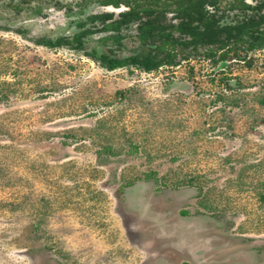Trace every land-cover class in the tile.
I'll return each instance as SVG.
<instances>
[{"label":"rangeland","instance_id":"374dc122","mask_svg":"<svg viewBox=\"0 0 264 264\" xmlns=\"http://www.w3.org/2000/svg\"><path fill=\"white\" fill-rule=\"evenodd\" d=\"M100 1L0 0V264H264V49L108 71L32 41Z\"/></svg>","mask_w":264,"mask_h":264},{"label":"trees","instance_id":"16d2710c","mask_svg":"<svg viewBox=\"0 0 264 264\" xmlns=\"http://www.w3.org/2000/svg\"><path fill=\"white\" fill-rule=\"evenodd\" d=\"M154 2L155 0H102L100 3L103 6L114 9L125 7L126 10L117 15L113 11L90 14L85 21L78 23V27L83 29L71 36L41 37L32 41L49 49L67 47L76 52L82 51L108 71L124 67H134L144 72L157 71L162 66L177 65V55L186 54L189 48L197 54L200 47H207L205 55L214 62L225 60L226 48L231 44H245L246 50L250 52L264 49V30L259 29L264 19L243 20L236 25H221L219 19L213 14L209 15L208 11L202 8L204 1L192 0L187 2L178 14L181 22L176 30L180 34L175 37L171 32L165 31L166 27L158 24V15L152 7ZM40 12L41 9H37V13ZM134 21L139 22L138 52L120 56L110 48L100 53L94 49L85 51V38L95 33L105 34L99 39L102 45H107L110 41L117 49L121 48L124 38L122 29L128 28ZM88 23L91 27L84 28ZM156 29H159L158 33L155 32ZM16 31L24 34L23 30ZM153 44H157V47L149 46ZM216 49L222 51L218 59ZM185 58H188V54Z\"/></svg>","mask_w":264,"mask_h":264},{"label":"flooded vegetation","instance_id":"af4514ba","mask_svg":"<svg viewBox=\"0 0 264 264\" xmlns=\"http://www.w3.org/2000/svg\"><path fill=\"white\" fill-rule=\"evenodd\" d=\"M192 0H155L153 8H155V13L158 15V24L166 27V32H171L175 37L179 36V32L176 27L181 22L178 18V14L183 9V6ZM204 1L203 9L208 11L209 15H214L216 19H219L221 25H236L238 22L243 20H254L258 21L264 19V0H202ZM107 9L104 12H109L115 10L109 6H103ZM118 8L126 10L125 7ZM119 11V12H120ZM118 13H116L117 15ZM156 15V14H155ZM153 16V15H152ZM144 20V18H142ZM138 21H134L132 24L138 27ZM172 26V28H171ZM264 22L259 26L260 30H263ZM128 27V28H129ZM156 33L159 29L155 30ZM138 34V30H137ZM159 45V44H158ZM152 48H156L157 44L149 45ZM116 52V50H114Z\"/></svg>","mask_w":264,"mask_h":264}]
</instances>
